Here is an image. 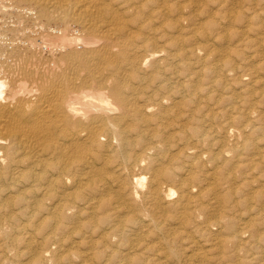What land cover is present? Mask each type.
<instances>
[{
	"label": "bare ground",
	"instance_id": "6f19581e",
	"mask_svg": "<svg viewBox=\"0 0 264 264\" xmlns=\"http://www.w3.org/2000/svg\"><path fill=\"white\" fill-rule=\"evenodd\" d=\"M0 264H264V0H0Z\"/></svg>",
	"mask_w": 264,
	"mask_h": 264
}]
</instances>
